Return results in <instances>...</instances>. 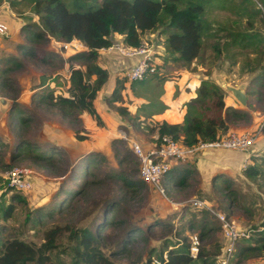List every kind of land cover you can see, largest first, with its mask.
Listing matches in <instances>:
<instances>
[{
	"label": "trees",
	"instance_id": "obj_1",
	"mask_svg": "<svg viewBox=\"0 0 264 264\" xmlns=\"http://www.w3.org/2000/svg\"><path fill=\"white\" fill-rule=\"evenodd\" d=\"M6 1L12 7L20 1H27L31 4L32 12L36 15L37 20L30 24L22 23L19 28L20 34L23 33L26 41L35 42L48 37L56 41H69L74 38L84 44L85 49L76 50L67 56V61L75 60L79 63L68 64L69 73L65 92H55L45 83L46 77L41 74L37 86L42 90L32 92L31 95V100H34L36 104L46 102L55 107L60 116L66 118L67 123L74 126L75 123H78V112L90 114L98 125L102 123L94 107L93 98L105 81L107 70L97 63L96 56L100 47L107 46L112 42L113 34L122 36L121 44L123 46L133 47L140 43L142 33L153 30L159 23L164 24L162 38L164 51L170 54L173 60L188 64L199 57L202 35L208 29L204 17L205 6L211 7L213 2L214 5L216 2L223 5L226 0H92L91 2L70 0V4H66L64 0ZM229 1L232 4V1ZM261 4L264 5V0H261ZM233 7L237 15L246 14L250 19L261 13L263 9L262 6H255L253 0H238L234 2ZM251 23L252 20L248 22L244 31L229 30L227 32L229 38L226 40L228 42H222L220 47L213 45L215 53H219L222 48L239 45L242 47L252 46L253 49H258L261 56L262 50L258 47L264 48V25L262 32L254 29ZM15 49L25 54L34 51V47L30 44L25 45L23 40L16 43ZM56 54L51 52L50 56L46 54L40 59L45 61L44 63H49L51 58H56ZM228 57H232V52L228 54ZM7 63H10V66L5 65ZM0 64H2L0 65V89H5L6 94L0 93V95L11 100L8 124L18 121L20 126L24 125L32 119L31 114L16 100V96L11 92L14 91L12 81L4 76V73L10 69L20 67L21 61L15 55L7 54L0 56ZM247 68L254 70V66ZM262 74L264 76V68ZM168 79H172L169 74L158 71L137 81H127L124 76L116 73L114 85L106 97V101L117 103L116 111L127 118L132 127L146 130V132H154L155 143H158V137L161 134H168L182 145L190 146L197 139H212L224 133L228 121L245 119L249 116L247 110L224 106L223 88L207 76L200 78L194 88V96L185 102V111L181 122L178 123L160 120L152 126L147 124L146 116L161 112L166 108L158 96H149L147 101L138 103L134 114H131L126 105L122 104V91L126 85L132 92H135L136 86L147 88L151 87L152 83L161 86ZM244 91L248 94L249 89H244ZM211 109L216 111L211 113ZM139 115H142L144 119ZM79 131H81L79 128H75V137L77 139L85 138V135ZM1 139L0 137V146L3 147ZM34 147L36 146L31 141L19 137L10 147L9 157L18 160L29 157L36 167L46 169L54 176H62L64 171L58 170L59 167L54 160L63 157L65 154L63 149L48 142L45 143L43 149L36 147L37 149L34 150ZM105 158L100 151H90L80 155L77 162L71 165L68 170V177L59 181L53 193L55 202L57 197L60 202L57 200V203H53L52 201L50 209L47 208L42 212V214L48 213L49 215L54 211L62 210L70 202V198L78 193H84L82 199L85 200L87 191L99 183L102 185L107 178L115 184L116 196H107L101 206L99 218L90 227L78 225L69 228L67 235L68 241L71 242L69 248L71 253L67 264H116L100 248V232L108 225L121 221L124 228L122 245L120 248L111 250L113 254L119 253L137 235H142L140 225L132 222L130 218L124 217L116 221L113 216L118 212V208L127 198L128 193L140 194L146 188V183L135 175L126 177L120 170L112 166L107 168L103 180L99 179L98 181L96 177L89 178L93 173L94 166L99 161L103 162ZM242 170L245 175L250 177L258 173L257 166L249 164L245 165ZM62 177L64 178V175ZM215 178H212V181ZM231 180L232 178L219 174L218 188L215 189H226L230 192ZM63 181L68 186H63ZM197 182L195 168L186 164L182 166L171 164L162 173L160 179L163 192L168 197L181 189L191 187L196 190ZM1 210L0 217L7 218L11 206L8 205ZM225 214L228 216V210L225 211ZM154 225L171 228V224L162 218H154L145 222L146 228ZM186 225V228H193L192 224ZM65 227L55 225L44 230L43 242L39 244L16 237L0 238V264H60V260L52 259L49 256V251L53 248L56 237ZM182 228L180 227L175 232L177 240H164L162 247L155 252V256L161 264H215V257L220 246L219 239H215L211 248L198 243L195 255L191 256L189 251L191 233H183ZM199 228L201 229L197 231L198 239L204 241L211 233L217 231L218 226L210 225L203 218L199 223ZM250 228H252L251 234L248 237L240 238L238 243L241 242L236 245L237 256L249 258L262 255L264 259V220L259 225ZM164 251L165 258L162 257ZM147 260L150 261L149 258Z\"/></svg>",
	"mask_w": 264,
	"mask_h": 264
},
{
	"label": "rangeland",
	"instance_id": "obj_2",
	"mask_svg": "<svg viewBox=\"0 0 264 264\" xmlns=\"http://www.w3.org/2000/svg\"><path fill=\"white\" fill-rule=\"evenodd\" d=\"M85 1L91 2L92 0ZM231 1L232 4L229 0H226L223 2V5H220L219 2H216L214 5L213 2L211 7L208 5L205 6L206 13L204 17L208 24V29L202 35L199 57L193 59L188 64H182L180 61L173 60L171 55L161 47L160 42L164 35V24L159 23L151 30L152 33L148 31L142 33L141 40L150 42L152 40L151 36H153V40H157L155 45L158 48L159 54L156 56L162 58L161 62L158 61V72L167 73L175 80L179 76L182 79L190 77L193 80L207 76V78L220 85L223 91H225V94L226 90L224 89H227L226 87L229 85L239 86L242 90L249 89V95L247 94L248 99L245 102L246 105L239 104L247 109H264V76H262V69L264 68V48L258 47L262 50L261 56L258 49H253L252 46H228L226 49H220L219 53H215L213 48L214 44L220 47L222 42H228L226 40L229 38L227 33L229 30H246L250 20H252L251 25L254 29L263 32L264 5L261 4V0H253L255 6H262L263 9L261 13L251 19L246 14L237 15L234 12L233 4L238 0ZM64 2L70 4V0H64ZM0 3L5 4L3 9L7 14L18 17V22L21 21L22 23L30 24L37 20L36 15L32 12L31 4L27 1H20L14 7L10 6L6 0L0 1ZM0 12H3V10L0 9ZM22 37L25 45L30 44L34 47L32 53L27 52L25 54L21 53L18 49L12 48L11 53L3 52L0 54V56L13 54L21 61L22 65L20 67L10 69L4 73V76H7L12 81L11 84L14 88V91H11L12 94L16 96V100L28 110L32 117L31 120L21 126L15 120V122L8 124V110L11 100L4 96L6 95L5 89H0V93L4 94L0 95V97L8 99L6 104L8 108L6 125L7 134L9 135L8 138L0 136L3 142V147L2 145L0 146V210L8 205L11 206L9 216L7 218L0 217V238L9 239L16 237L39 244L43 242L44 230L55 225L66 226L56 237L54 246L49 251V256L52 259L56 258L60 260V264H67L70 260L71 253L69 249L71 242L68 241L67 235L69 228L78 225L90 227L99 218L101 206L105 202V199H107V196H116L115 184L107 178L102 185L99 183L97 186L88 190L85 200L82 199L84 193H78L70 198V202L62 210L54 211L53 213H49V215L48 213L42 214L44 212L43 210L50 209L52 201L53 203L55 202L53 193L58 185L56 187L54 185L58 181L68 177L69 167L73 164L72 160L75 157L71 160L72 155L70 154V156L67 151L65 152L63 150L65 152L63 157L61 156V158L59 157L54 160L55 164L59 167L58 170L64 171L63 178V175L57 177L46 169L36 167L32 164L29 157H26L24 160L11 159L9 157V149L19 137L27 139L36 147L43 149V146L47 143V141H43L44 133L51 135V131L48 132L46 129L42 131L44 125L59 130L61 129L67 133V129L64 127L66 125L65 121L59 118V113L56 108L46 102L36 104L34 100H31V95L32 92L42 90V88L37 86L41 74L49 78L47 85L55 92H65L66 83L63 76L68 70V64L79 63V61L75 60L71 62L67 61V56L70 52L72 53L76 50L83 49L81 45L84 46V44L77 41L78 49L71 48L64 50L51 37L35 42L26 41L23 33L20 34V38ZM51 52L59 55L56 54V58H51L49 63H44L45 61L41 60L40 57H44L46 54L50 56ZM231 52L232 57H228V54ZM5 65L10 66V63ZM249 66H254V70L247 68ZM256 79H259V81H256ZM136 88L139 91L146 89L150 97L161 96L164 93L163 83L161 86L152 83L151 87L144 88L136 86ZM125 100H129L128 96H125ZM126 107L128 108L127 103ZM213 111L216 110L211 109V113ZM63 119L66 122L68 121L66 118ZM75 128H79L82 134H86V137L92 132L87 128L82 129L78 124L75 125ZM107 139L105 138V141L99 144V151L106 158L103 162L99 161L94 166L93 173L90 174L89 178L96 177L98 181L99 179L103 180L105 178L104 174L109 166L120 170L126 177H133V175L139 177L138 160L131 151L126 139L118 137V135L109 138L108 141ZM91 140L94 143V138H91ZM36 147H34V150ZM105 147L106 149L104 150ZM67 148H69V145ZM248 164L257 166L258 173L250 177L243 173V168L239 170L238 173L232 176L230 192L226 189H215L218 188V183L214 181L212 187L207 186L206 190L202 192L200 190L195 192V188L189 187L171 194V197L173 200L182 199V201L191 196L202 197L213 202L224 212L228 210V216L241 227L248 228L259 225L264 220V151L252 156L251 162H248L246 165ZM11 166H23L31 170L30 175L32 181L29 189L20 191L10 188L7 185L4 179V171ZM64 181L63 186H68ZM164 196H166L164 193L161 194L148 185H146V188L140 194L134 195L131 192L128 193L127 198L122 202L113 219L117 221L124 217L130 218L132 222L140 225L142 235H137L131 241L129 240L130 242L126 241L129 243L125 245L124 249L119 253L113 254L111 250L120 248L122 245L123 223L120 221L116 224L106 226L100 232V248L105 255L116 264L149 263L153 258H157L155 252L162 247L164 240H177L175 232L180 227H183V233H195L197 235V231L201 229L199 228V223L203 218L210 225L218 226V228L217 231H214L209 237H206L204 241L198 239L199 244H204L211 248L215 239H219V243L222 242L219 233V224L206 210L192 209L186 204L180 205V211L166 210L165 203L170 198L165 199ZM166 197L168 198V196ZM57 198L55 203L59 201V197ZM154 218H162V220L171 224V228H165L164 226L163 228L158 225L146 228L145 222ZM187 220L191 221L188 222ZM188 223L192 224L193 228H186V224ZM162 254L165 255V251ZM148 258L150 261L147 260ZM229 264H264V259L262 255L240 258L237 256L236 248Z\"/></svg>",
	"mask_w": 264,
	"mask_h": 264
},
{
	"label": "crops",
	"instance_id": "obj_3",
	"mask_svg": "<svg viewBox=\"0 0 264 264\" xmlns=\"http://www.w3.org/2000/svg\"><path fill=\"white\" fill-rule=\"evenodd\" d=\"M0 9L3 12H0V22L6 25V34H0V54L5 52L11 53L15 48L16 43L22 41L20 38V26L22 24L21 21H17L18 17L9 15L3 9L4 3H0ZM5 7V6H4ZM149 33L152 31H148ZM156 33V32H155ZM120 34L112 35V42L117 41L121 42ZM151 43L155 45L157 40H153V36H151ZM78 41V40H77ZM161 47L162 39H161ZM83 49L85 48L81 45ZM157 48V46L155 45ZM13 48V49H12ZM71 49V48H69ZM71 53V52H70ZM158 55V54H157ZM161 57V56H160ZM137 56H122L116 50L100 47L97 51L96 61L101 66L105 67L107 70V77L105 81L102 83L100 88L96 91L95 96L93 98L94 107L100 116V120L102 123L100 125L96 124L94 118L86 113V112H78L77 120L78 126L81 128H87L90 130V135H85L83 139H77L74 135L75 124L71 126L63 119L59 114V118L65 121L64 127L67 129V133L63 130H59L56 128H51L50 126L44 125L42 131L46 129V131H51V135L48 133H44L43 141H47L48 143H52L63 149L65 152L72 157L71 160L73 164L77 162L80 155L90 152V151H99V144L105 141V138H112L116 135L118 137H123L130 145L131 140L138 142L142 147H148L152 143H154L155 133L154 132H146V130L138 129L132 127L130 122L123 115L119 114L115 105L117 103H108L106 101V97L109 95L113 85H114V77L116 73H120L122 70L126 69L128 66L135 62ZM159 62L162 61V58H158ZM164 62V59H163ZM162 62V63H163ZM180 72V71H179ZM178 72V74H179ZM68 70L64 74L65 83L67 85L68 80ZM204 77V76H203ZM49 78H45V83L47 84ZM200 78H184L181 76L178 77L177 80L172 78L163 83L164 93L161 96H158L159 99L166 105V108L161 112L154 113L150 116H146L145 120L147 124L150 126L154 125L156 121L165 120L170 123H178L181 122L183 113L185 111V102L189 100L192 96H194V88L198 84ZM126 85V84H125ZM235 86V85H233ZM239 87V86H236ZM240 88V87H239ZM226 94L224 91L223 102L224 106H232L235 108H240L247 110L249 112V116L246 119H238V120H230L227 123L226 130H235V131H251L255 130L256 127L260 124L264 117V109L259 108H250L247 109L239 104V102L234 98L231 92L227 89ZM244 90V89H243ZM123 93V101L122 104L127 103L128 110L131 114L135 113V108L138 103L141 101H147L150 94L146 91V89L137 90L135 87V92H132L128 86L122 91ZM125 96H128L129 100H125ZM147 96V97H146ZM5 98V97H4ZM6 99L5 104L0 103V136L8 138L7 134V102ZM248 99V95L246 94V100ZM22 102V101H21ZM24 103V102H22ZM133 105V106H130ZM246 105V103H245ZM56 112V111H55ZM57 113V112H56ZM140 118L144 117L139 115ZM63 127V129H64ZM79 133L82 134L81 131ZM124 133L123 136H121ZM120 135V136H119ZM94 138V143L91 140ZM107 139V141H108ZM69 145V148L67 146ZM108 147L107 145H104ZM104 148V150L106 149ZM103 150V151H104ZM108 150V149H107ZM261 151H264V125L256 134L253 144L247 150H236V149H227L220 147H207L202 149H197L193 153L188 155L186 162L183 163H172V165H190L195 168V176L198 180L196 191L200 190V192L206 190V187H212L214 181L217 182L219 179V174L232 178L239 170H241L248 162H251V158L254 155H258ZM105 152V151H104ZM72 164V165H73ZM71 167V166H70ZM69 167V168H70ZM216 175V176H215ZM58 177V176H57ZM215 178L212 181V178ZM59 181L55 183L54 187L58 185ZM146 185L150 186L146 183ZM151 187V186H150ZM179 191V190H178ZM176 191V192H178ZM175 192V193H176ZM165 199L168 202L165 203L166 210H179L180 209V200H173L172 197H166ZM170 201V202H169ZM209 201V200H208ZM214 204L213 202L209 201ZM169 203V204H168ZM182 208V207H181ZM180 211V210H179ZM190 222L191 220H187ZM191 235V234H190Z\"/></svg>",
	"mask_w": 264,
	"mask_h": 264
},
{
	"label": "built area",
	"instance_id": "obj_4",
	"mask_svg": "<svg viewBox=\"0 0 264 264\" xmlns=\"http://www.w3.org/2000/svg\"><path fill=\"white\" fill-rule=\"evenodd\" d=\"M0 34H6V25L2 22H0ZM54 42L58 43V46L64 50L78 49L77 40L74 38L69 41L54 40ZM104 47L116 50L122 56H137L133 64L119 73L127 81L141 80L158 71L159 62L156 55L159 52L158 48L151 42L141 40L137 46L127 47L123 46L121 42L114 41ZM263 125L264 117L255 130H226L212 139H197L190 146L182 145L168 134H161L158 137V143L154 142L148 147H142L138 142L131 140L130 149L138 160L139 177L153 189L163 194L160 183L161 175L172 163L186 162L189 154L197 149L207 147L247 150L253 144L256 134ZM121 134L123 136L124 133ZM30 173L31 170L23 166H11L4 171V179L10 188L23 191L30 188L32 181ZM184 204L192 209H204L215 218L219 224V233L222 239L218 254L215 257V264H229L238 241L242 237H248L252 228L241 227L218 206L202 197L191 196L180 203V205ZM198 243L197 235L192 233L189 246L191 256L195 255ZM162 256L165 258L166 255L163 254ZM146 264H161V262L159 259L153 258Z\"/></svg>",
	"mask_w": 264,
	"mask_h": 264
},
{
	"label": "water",
	"instance_id": "obj_5",
	"mask_svg": "<svg viewBox=\"0 0 264 264\" xmlns=\"http://www.w3.org/2000/svg\"><path fill=\"white\" fill-rule=\"evenodd\" d=\"M227 90H229L234 98L240 103V104H245L246 102V93L244 90H242L239 87L229 85L226 87ZM6 99L4 97H0V103L5 104Z\"/></svg>",
	"mask_w": 264,
	"mask_h": 264
}]
</instances>
